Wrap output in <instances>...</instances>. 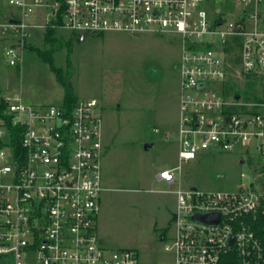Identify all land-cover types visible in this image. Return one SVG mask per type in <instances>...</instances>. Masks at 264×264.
<instances>
[{
  "label": "built area",
  "instance_id": "2783aa9c",
  "mask_svg": "<svg viewBox=\"0 0 264 264\" xmlns=\"http://www.w3.org/2000/svg\"><path fill=\"white\" fill-rule=\"evenodd\" d=\"M0 36L18 66L37 11L51 12L76 36L106 32L176 33L182 38L180 163L209 149L245 148L264 157V0H5ZM245 88V90H243ZM0 112V264H139L133 249L111 251L98 237L103 135L97 99L70 114L4 98ZM11 116V118H7ZM173 169L158 179L177 182ZM244 177V174H242ZM175 234L165 264H264L255 224L264 216V185L233 191H176ZM219 215L205 223L197 215ZM233 240V241H232ZM232 242V244H231Z\"/></svg>",
  "mask_w": 264,
  "mask_h": 264
},
{
  "label": "rangeland",
  "instance_id": "374dc122",
  "mask_svg": "<svg viewBox=\"0 0 264 264\" xmlns=\"http://www.w3.org/2000/svg\"><path fill=\"white\" fill-rule=\"evenodd\" d=\"M11 10L0 0L2 16ZM53 19L51 12L39 10L27 20L42 28L29 29L18 66L10 64L6 51L15 46L20 52L21 46L10 35L0 36V98L20 99L39 109L62 107L65 86L34 50L53 48L45 42V27ZM57 34L63 44L53 53L54 64L63 70L78 101L98 100L103 142L109 145L103 171L111 183L99 218L100 243L111 251L136 250L139 264L169 263L172 254L165 245L175 234L174 192L179 183L183 189L204 192L257 185L264 177V157L251 151L249 162L245 148L238 146L232 151L211 148L180 163L179 34L106 32L83 40L67 30ZM148 144L152 147L145 149ZM178 166L175 184L157 180L161 171Z\"/></svg>",
  "mask_w": 264,
  "mask_h": 264
},
{
  "label": "trees",
  "instance_id": "16d2710c",
  "mask_svg": "<svg viewBox=\"0 0 264 264\" xmlns=\"http://www.w3.org/2000/svg\"><path fill=\"white\" fill-rule=\"evenodd\" d=\"M61 31L59 24L49 25L45 30V42L52 45L53 48L49 50L34 49L39 57L50 65L52 72L56 76L57 81L65 86L64 99L62 104V109L64 114H70L77 104L78 100L72 92V88L68 85V78L64 77V72L62 69L57 68L53 61V53L56 49L62 46L63 42L61 37L58 36V32ZM75 35L74 33H72ZM76 36V35H75ZM7 108L5 100L0 98V112L5 111ZM7 118H11L8 116ZM262 185H264V177L261 180ZM255 231L257 236L264 243V216L259 217L257 223L255 224ZM220 264H239V260L235 254H229L223 257Z\"/></svg>",
  "mask_w": 264,
  "mask_h": 264
},
{
  "label": "crops",
  "instance_id": "0c3cea01",
  "mask_svg": "<svg viewBox=\"0 0 264 264\" xmlns=\"http://www.w3.org/2000/svg\"><path fill=\"white\" fill-rule=\"evenodd\" d=\"M42 12V11H41ZM43 13V12H42ZM94 99V98H93ZM103 129V128H102ZM103 131V130H102ZM102 135H103V132H102ZM103 159H102V179H101V182H102V193H101V196H100V199H99V203H100V212H99V218H100V214H101V208H102V204L105 200V196H106V192L108 191V186L110 185L111 181L110 179L107 177V175L104 174V171H103V160L108 156V153H109V145H105V143L103 142ZM157 180L160 181V182H163L161 180L158 179V174L156 176ZM176 182L174 183H167L169 185H172V184H175ZM182 188L181 186V183H179V188ZM174 195H175V202H176V209H177V196H176V191L174 192ZM99 218H98V227H99ZM165 237H163L164 239Z\"/></svg>",
  "mask_w": 264,
  "mask_h": 264
},
{
  "label": "water",
  "instance_id": "95a60500",
  "mask_svg": "<svg viewBox=\"0 0 264 264\" xmlns=\"http://www.w3.org/2000/svg\"><path fill=\"white\" fill-rule=\"evenodd\" d=\"M88 35H82L80 36L79 40H83L85 37H87ZM150 147H152V144H148L145 146V149H149ZM196 220L205 222V223H218L219 221V215L218 214H214V215H197L195 216ZM233 241V240H232ZM232 244V242H231Z\"/></svg>",
  "mask_w": 264,
  "mask_h": 264
}]
</instances>
